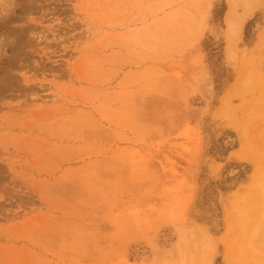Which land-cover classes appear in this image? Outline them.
Wrapping results in <instances>:
<instances>
[{
    "label": "rangeland",
    "instance_id": "rangeland-1",
    "mask_svg": "<svg viewBox=\"0 0 264 264\" xmlns=\"http://www.w3.org/2000/svg\"><path fill=\"white\" fill-rule=\"evenodd\" d=\"M229 2L0 0V264H258L264 0Z\"/></svg>",
    "mask_w": 264,
    "mask_h": 264
},
{
    "label": "bare ground",
    "instance_id": "bare-ground-1",
    "mask_svg": "<svg viewBox=\"0 0 264 264\" xmlns=\"http://www.w3.org/2000/svg\"><path fill=\"white\" fill-rule=\"evenodd\" d=\"M254 1L255 0H230V2H229L230 3V9H229V12L227 14V20H226L227 21L228 30H229L230 34L231 33L234 34L236 28L241 26V22H243L245 20V18L250 13V12H247L243 16H239V15H237V12H236L237 7L241 5V6H244L245 8H250L253 5V3H256ZM141 32H143V31H141ZM145 34H146V32H145ZM230 97H231V95L224 98V102L226 104L229 102V98ZM253 235H254V233H253ZM252 244H253V242L251 240L249 245H250V247L253 250L254 248H253ZM252 252H254V250ZM228 256L230 257V255H227V257ZM252 257L256 260L255 262H257L258 264H264V253L262 255L260 254V256H259L258 251H256L255 254L253 253Z\"/></svg>",
    "mask_w": 264,
    "mask_h": 264
}]
</instances>
